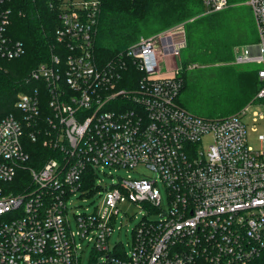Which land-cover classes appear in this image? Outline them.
Returning a JSON list of instances; mask_svg holds the SVG:
<instances>
[{"label": "built area", "instance_id": "2783aa9c", "mask_svg": "<svg viewBox=\"0 0 264 264\" xmlns=\"http://www.w3.org/2000/svg\"><path fill=\"white\" fill-rule=\"evenodd\" d=\"M9 1L0 0V57L12 59L25 49L6 35ZM100 2L58 1L56 43L64 50L30 74L47 87V127L38 122L39 89L21 93L18 113L0 121V264H81L78 235L107 254L102 264H264V133L255 148L247 128L250 112L254 121L264 117V0H202L205 13L248 5L258 32L256 44L235 47L230 63L261 65L262 85L250 103L220 119L178 102L184 24L142 37L100 62L94 53ZM130 62L136 79L125 73ZM33 125L36 130L29 129ZM26 137L54 155L28 166ZM139 165L155 175H129L108 187L99 211L75 214V233L68 200L84 190L86 170ZM158 178L166 185L167 208H161ZM126 200L160 216L137 225L131 252L118 246L111 253L112 220Z\"/></svg>", "mask_w": 264, "mask_h": 264}, {"label": "trees", "instance_id": "16d2710c", "mask_svg": "<svg viewBox=\"0 0 264 264\" xmlns=\"http://www.w3.org/2000/svg\"><path fill=\"white\" fill-rule=\"evenodd\" d=\"M58 1L10 0L7 3L10 24L6 35L22 42L25 52L17 58L0 57V121L11 113H18L16 103L21 93L39 89L38 122L41 128L47 127L44 120L52 116L45 94L47 87L30 74L40 64L49 62L52 52L64 50L56 43V30L61 23ZM178 24H184L185 28L187 63L196 64L194 68L184 65L177 75L181 81L179 104L196 115L220 119L250 103L262 85L258 69L230 63L235 47L257 38L253 13L245 5L205 13L202 0H101L94 53L100 62H107L142 37H149L146 33L157 35ZM137 72L130 62L125 72L127 77L136 79ZM29 129L36 130V126ZM25 148L30 154L28 166H38L43 157L54 155L42 142L28 137ZM93 173L91 168L86 170L83 187L97 189ZM117 249L118 244L114 250Z\"/></svg>", "mask_w": 264, "mask_h": 264}, {"label": "rangeland", "instance_id": "374dc122", "mask_svg": "<svg viewBox=\"0 0 264 264\" xmlns=\"http://www.w3.org/2000/svg\"><path fill=\"white\" fill-rule=\"evenodd\" d=\"M242 2L246 0H240ZM248 6L246 4H242ZM249 7V6H248ZM250 8V7H249ZM256 31V40L247 44H256L258 42V32ZM145 36H150V33H146ZM174 58L169 57L167 64L172 65L174 63ZM178 66L182 68L184 65L187 68L190 64L186 60V51L182 50L181 57L178 58ZM243 67H255L260 68L261 65L252 63ZM165 70V68H164ZM247 128L249 134V142L255 148H260V141L258 135L264 133V117L259 118L258 121L253 120L252 112L249 113V119L247 120ZM211 137L208 135L204 137L205 147L209 145ZM140 172V173H139ZM95 173V186H100L99 189L95 190V193L90 192V188L85 187L82 192H78L70 195L68 200L69 203V218L72 230L78 233L80 228L77 223V218L75 214L81 212H93L99 211L100 206L103 201L105 191L108 187L113 184H118L123 178H127L129 175L132 177H140L141 174L155 175L150 169L144 165H139L136 169H129L126 167L117 166H104L99 167V169L94 171ZM93 173V174H94ZM158 186L160 188L161 194V208L168 207V192L166 185L161 181L160 178ZM119 213L117 217L112 220L113 232L109 238V248L111 253L114 251L115 246L118 244L119 250H126V252H131V245L133 243L134 232L137 225L143 218L157 219L160 216L158 211L150 212L149 208L146 206L140 207L137 203L126 200L125 202L118 203ZM76 242L79 246L80 261L81 264H102L107 260L106 253H100L93 249L92 243H89L86 239H82L79 235L76 237Z\"/></svg>", "mask_w": 264, "mask_h": 264}]
</instances>
